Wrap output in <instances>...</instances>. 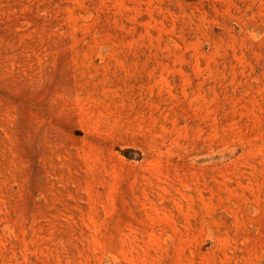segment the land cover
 Wrapping results in <instances>:
<instances>
[{
	"label": "rangeland",
	"instance_id": "rangeland-1",
	"mask_svg": "<svg viewBox=\"0 0 264 264\" xmlns=\"http://www.w3.org/2000/svg\"><path fill=\"white\" fill-rule=\"evenodd\" d=\"M0 264H264V0H0Z\"/></svg>",
	"mask_w": 264,
	"mask_h": 264
}]
</instances>
